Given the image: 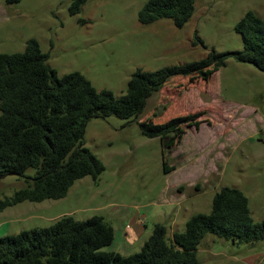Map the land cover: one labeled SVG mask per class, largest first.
<instances>
[{
	"label": "rangeland",
	"instance_id": "rangeland-1",
	"mask_svg": "<svg viewBox=\"0 0 264 264\" xmlns=\"http://www.w3.org/2000/svg\"><path fill=\"white\" fill-rule=\"evenodd\" d=\"M149 0H88L71 15L72 0H0V54L23 53L36 40L60 77L81 73L98 91L120 97L138 70L157 71L244 50L236 25L249 11L264 21V0H196L182 28L170 19L145 25L139 12ZM192 118L160 138L139 124L111 116L88 122L86 147L103 163L98 180L75 182L67 196L23 202L0 213V238L47 228L64 216L103 217L114 241L103 252H139L156 224L171 235L197 214L212 212L223 188L242 191L256 222L264 221V72L230 59L206 80L175 77L149 101L141 122ZM31 169L28 174L33 175ZM0 178V198L26 187ZM199 264H264V240L252 244L209 235Z\"/></svg>",
	"mask_w": 264,
	"mask_h": 264
},
{
	"label": "trees",
	"instance_id": "trees-1",
	"mask_svg": "<svg viewBox=\"0 0 264 264\" xmlns=\"http://www.w3.org/2000/svg\"><path fill=\"white\" fill-rule=\"evenodd\" d=\"M22 0H5L8 5ZM88 0H72L69 12L79 15ZM196 0H149L139 12L140 23L170 19L178 28L190 21ZM244 50L211 51L201 61L148 72L138 69L127 92L117 97L98 91L81 73L60 77L48 65L49 56L36 40L25 52L0 54V178L15 176L26 187L0 198V213L29 201L40 203L67 196L76 181L98 180L103 163L86 147L88 122L111 116L137 122L149 139L163 137L193 121L177 118L156 124L141 122L148 101L175 77L206 80L230 59L264 72V21L249 11L235 28ZM33 169V175L28 174ZM252 244L264 240V221L256 222L249 199L233 188L215 195L212 212L197 214L183 232L169 234L156 224L142 249L130 256L101 249L114 241V229L103 217L77 221L64 216L47 228H36L0 238V264H199L197 251L207 236Z\"/></svg>",
	"mask_w": 264,
	"mask_h": 264
},
{
	"label": "crops",
	"instance_id": "crops-1",
	"mask_svg": "<svg viewBox=\"0 0 264 264\" xmlns=\"http://www.w3.org/2000/svg\"><path fill=\"white\" fill-rule=\"evenodd\" d=\"M173 234V233H172Z\"/></svg>",
	"mask_w": 264,
	"mask_h": 264
}]
</instances>
